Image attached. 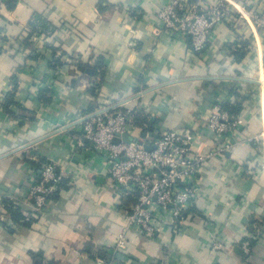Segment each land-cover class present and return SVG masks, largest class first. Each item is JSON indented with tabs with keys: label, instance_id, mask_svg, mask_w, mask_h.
<instances>
[{
	"label": "crops",
	"instance_id": "crops-1",
	"mask_svg": "<svg viewBox=\"0 0 264 264\" xmlns=\"http://www.w3.org/2000/svg\"><path fill=\"white\" fill-rule=\"evenodd\" d=\"M233 1L264 13V0ZM165 2L16 0L0 11V264H264V33L232 9L194 53L187 37L153 33ZM238 103L239 130L207 128ZM112 105L131 110L142 140L190 129L194 153L232 143L200 169L189 220L152 238L132 227L119 251L133 194L78 145L80 118ZM49 162L63 174L59 190L28 213L25 194Z\"/></svg>",
	"mask_w": 264,
	"mask_h": 264
},
{
	"label": "built area",
	"instance_id": "built-area-1",
	"mask_svg": "<svg viewBox=\"0 0 264 264\" xmlns=\"http://www.w3.org/2000/svg\"><path fill=\"white\" fill-rule=\"evenodd\" d=\"M7 1L0 0V11L6 7ZM232 9L264 33V13H246L233 0L201 4L166 0L156 13L158 24L153 33L187 37L192 51L201 53L212 31L228 18ZM227 125L236 131L241 128L242 120L236 117L229 124L228 114L221 112L212 114L206 126L219 136L226 132ZM135 128L131 110L114 105L99 107L83 115L79 121L78 145L89 147L104 160L107 176L120 194H133V205L125 213L126 225L116 239L115 251L123 248L132 227L152 238L159 227L177 228L189 220L191 208L201 196L198 185L200 169L206 159L232 147L230 141H224L210 152L194 153L192 146L198 138L196 131L170 130L155 138L146 135L142 140L135 133ZM62 178L63 174L51 162L43 164L35 172L24 200L31 213L38 214L43 210L48 198L59 190ZM242 247L247 253L248 242H244Z\"/></svg>",
	"mask_w": 264,
	"mask_h": 264
},
{
	"label": "trees",
	"instance_id": "trees-1",
	"mask_svg": "<svg viewBox=\"0 0 264 264\" xmlns=\"http://www.w3.org/2000/svg\"><path fill=\"white\" fill-rule=\"evenodd\" d=\"M16 0H8L7 1V3H6V7L7 8H12L13 7V4H14V2H15ZM189 40V39H188ZM233 55H234V59H236V60H239L240 58H242V55L239 53V51L238 50H236V51H234L233 52ZM97 68H98V66H96L95 68H94V70H96L97 71ZM237 91V90H236ZM247 97H245L244 99H246ZM13 104V101H11V98H7L3 103H2V108H4L6 111H8L9 113H12V111H10V105H12ZM222 109H225V110H227V114H228V116L230 117V118H232V120L233 119H235L236 117L235 116H237V114L240 112V110H241V106H240V104L238 103V104H235V105H232V106H228V105H223V107H222ZM137 119V118H136ZM137 120H139V122L140 123H142L143 121H145V120H141V119H139V117H138V119ZM38 167V166H37ZM8 200H6V201H4V204H5V207H6V209H8V211H11V215H12V217H13V219H22V220H24V216H23V211L19 208H16V209H14L13 207H12V204H10L9 202H7ZM28 213H31L29 210H28ZM24 217V218H23ZM27 224V223H26Z\"/></svg>",
	"mask_w": 264,
	"mask_h": 264
},
{
	"label": "water",
	"instance_id": "water-1",
	"mask_svg": "<svg viewBox=\"0 0 264 264\" xmlns=\"http://www.w3.org/2000/svg\"><path fill=\"white\" fill-rule=\"evenodd\" d=\"M125 138V137H124ZM125 139H127V141H129L130 139H129V137H126Z\"/></svg>",
	"mask_w": 264,
	"mask_h": 264
}]
</instances>
